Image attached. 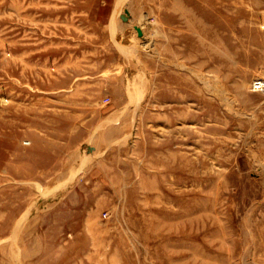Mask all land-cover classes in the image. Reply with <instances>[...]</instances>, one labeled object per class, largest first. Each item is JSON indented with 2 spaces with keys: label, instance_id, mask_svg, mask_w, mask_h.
I'll return each mask as SVG.
<instances>
[{
  "label": "rangeland",
  "instance_id": "obj_1",
  "mask_svg": "<svg viewBox=\"0 0 264 264\" xmlns=\"http://www.w3.org/2000/svg\"><path fill=\"white\" fill-rule=\"evenodd\" d=\"M256 80L264 0H0V264H264Z\"/></svg>",
  "mask_w": 264,
  "mask_h": 264
},
{
  "label": "bare ground",
  "instance_id": "obj_2",
  "mask_svg": "<svg viewBox=\"0 0 264 264\" xmlns=\"http://www.w3.org/2000/svg\"><path fill=\"white\" fill-rule=\"evenodd\" d=\"M120 13H121V11L117 14L118 17H119V14H120ZM117 22H118V21H117ZM136 26H138V27H140V28H143L142 26L135 25V26H134L135 30H136ZM113 30H114V29H113ZM142 31H143V29H142ZM144 31H145V30H144ZM143 33H144V32H143ZM125 35H126V34H125ZM127 37H128V36H127ZM121 38H122V37H121ZM118 40H119V39H118ZM124 40H125V38H124ZM127 41H128V40H126V42H127ZM129 43H130V42H129ZM151 43H152V42H151ZM120 44H121V43H120ZM127 46H128V45H127ZM150 46H151V45H150ZM129 47H130V46H129ZM132 47H133V46H132ZM126 50H127V49H126ZM130 52H131V51H130ZM129 58H130V57H129ZM199 74H200V73H199ZM198 76H199V75H198ZM201 77H202V75H201ZM203 77H204V76H203ZM203 77H202V78H203ZM215 78H216V75H215ZM211 80H214V79L211 78ZM216 84H218V83L215 82V85H216ZM210 85H211V84H210ZM212 85H213V84H212ZM241 85H242V84H241ZM215 87H216V86H215ZM215 87H214V88H215ZM217 88H218V85H217ZM210 89H211V88H210ZM212 89H213V88H212ZM213 90H214V91H217V90H215V89H213ZM213 90H212V91H213ZM214 91H213V93H214ZM217 92H218V91H217ZM215 93H216V92H215ZM215 95H216V94H215Z\"/></svg>",
  "mask_w": 264,
  "mask_h": 264
},
{
  "label": "built area",
  "instance_id": "obj_3",
  "mask_svg": "<svg viewBox=\"0 0 264 264\" xmlns=\"http://www.w3.org/2000/svg\"><path fill=\"white\" fill-rule=\"evenodd\" d=\"M255 88L263 89L264 88V81L263 80H256L254 83Z\"/></svg>",
  "mask_w": 264,
  "mask_h": 264
},
{
  "label": "water",
  "instance_id": "obj_4",
  "mask_svg": "<svg viewBox=\"0 0 264 264\" xmlns=\"http://www.w3.org/2000/svg\"><path fill=\"white\" fill-rule=\"evenodd\" d=\"M123 17H124V19H127V17H126V16H123ZM136 30H137V32H138V34H139L140 36H142V35H143L142 28H140V27L136 26Z\"/></svg>",
  "mask_w": 264,
  "mask_h": 264
}]
</instances>
